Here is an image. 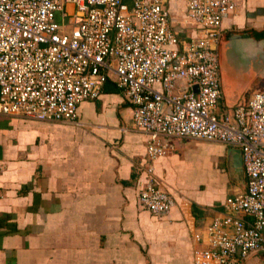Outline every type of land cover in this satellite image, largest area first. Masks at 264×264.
Segmentation results:
<instances>
[{"label": "built area", "instance_id": "1", "mask_svg": "<svg viewBox=\"0 0 264 264\" xmlns=\"http://www.w3.org/2000/svg\"><path fill=\"white\" fill-rule=\"evenodd\" d=\"M164 2L0 0V114L77 123L78 105L113 83L147 137L146 164L167 153L169 138L239 149L245 188L193 234L192 264H242L264 256V90L231 111L222 103L217 45L234 0H187L188 40ZM144 172L138 203L162 217L174 200L150 166Z\"/></svg>", "mask_w": 264, "mask_h": 264}, {"label": "crops", "instance_id": "2", "mask_svg": "<svg viewBox=\"0 0 264 264\" xmlns=\"http://www.w3.org/2000/svg\"><path fill=\"white\" fill-rule=\"evenodd\" d=\"M164 1L178 38L195 37L182 28L187 0ZM234 1L221 25L222 54L247 59L242 73L264 90L256 60L264 53V0ZM116 89L107 83L96 100L80 103L77 123L0 114V264H192L193 234L244 190V176L230 168L232 147L219 143L169 138L167 153L146 164L147 137L132 126L131 107ZM222 94L224 105L223 87ZM245 94L228 110L245 104ZM209 145L216 169L222 164L219 192L202 191L194 170ZM147 166L174 200L162 217L138 203ZM261 256L242 264H261Z\"/></svg>", "mask_w": 264, "mask_h": 264}, {"label": "rangeland", "instance_id": "3", "mask_svg": "<svg viewBox=\"0 0 264 264\" xmlns=\"http://www.w3.org/2000/svg\"><path fill=\"white\" fill-rule=\"evenodd\" d=\"M57 19H58V16H57ZM228 59H226L225 55L222 54L221 65H220L221 77H222V82H223L222 87H223V91L225 94L224 105L227 109L231 107L230 105H231L232 100L236 101L237 99H242L246 95L245 93H248L247 95L249 96L250 93L257 90V87L259 85L257 80H255L254 83L250 82V79H248L247 75H245L244 73L245 75L244 78L240 74H238L239 77H235V78L232 77L233 79L231 78L232 81L230 82V85L226 86V84H224V80L226 77L225 75L226 72L224 68L228 69L231 65ZM238 59H239V66L247 65V59L241 58L240 55H238ZM253 67L255 69H258L257 64L253 65ZM232 69L235 70L236 68L233 66ZM226 79H229V77H226ZM261 87H262L261 89H263L264 85ZM84 110H86V107H84ZM204 144H211V143L209 142V143H204ZM208 147L211 148L212 150H208L206 147H204L203 149L204 156H200V158L196 161L194 165V170L197 173L196 179L198 181L197 183L199 185H202V191L210 190L212 192L213 190V191L219 192L224 189V185L222 182V175L220 174V170H219L222 167V164L221 163L218 164L217 165L218 169H216V167L214 166L215 163L210 158V154H211L210 152L211 151L214 152L215 147H213L212 145H209ZM213 178H214V181H213ZM261 257H264V256H261ZM261 259L262 261L260 263L264 264V258H261Z\"/></svg>", "mask_w": 264, "mask_h": 264}, {"label": "flooded vegetation", "instance_id": "4", "mask_svg": "<svg viewBox=\"0 0 264 264\" xmlns=\"http://www.w3.org/2000/svg\"><path fill=\"white\" fill-rule=\"evenodd\" d=\"M223 36L224 34L222 33V35L219 38L218 41V45H217V57H218V65H219V72H220V79H221V86H222V77H221V69H220V65H221V58H222V40H223ZM225 57L226 59H228L231 63L230 67L228 69L224 68L225 72H226V76L227 77H239L238 74H240L243 78L245 77L244 73H242V66H239V63L236 61V57L233 54H229L225 52ZM220 62V64H219ZM235 67L236 69L233 70L232 67ZM229 70V71H228ZM232 78V79H233Z\"/></svg>", "mask_w": 264, "mask_h": 264}, {"label": "water", "instance_id": "5", "mask_svg": "<svg viewBox=\"0 0 264 264\" xmlns=\"http://www.w3.org/2000/svg\"><path fill=\"white\" fill-rule=\"evenodd\" d=\"M249 35L248 34L247 35L245 34V35L234 36L233 39H240V38L242 39L243 36H249ZM262 56H263V58L259 56V57H257L256 60H257L258 64L261 63L262 64L261 66L264 67V53H263ZM258 67H260V65H258ZM260 68H262V67H260ZM227 155H231L232 162H231L230 168L232 169L233 173L235 175L239 176V177H242L243 173H242V162H241V153H240V150L239 149H236V148H229L227 150Z\"/></svg>", "mask_w": 264, "mask_h": 264}, {"label": "trees", "instance_id": "6", "mask_svg": "<svg viewBox=\"0 0 264 264\" xmlns=\"http://www.w3.org/2000/svg\"><path fill=\"white\" fill-rule=\"evenodd\" d=\"M117 90V89H116ZM112 91H115V89H112Z\"/></svg>", "mask_w": 264, "mask_h": 264}]
</instances>
